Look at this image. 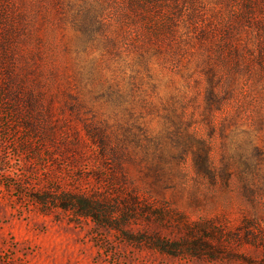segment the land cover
Instances as JSON below:
<instances>
[{"label": "rangeland", "instance_id": "rangeland-1", "mask_svg": "<svg viewBox=\"0 0 264 264\" xmlns=\"http://www.w3.org/2000/svg\"><path fill=\"white\" fill-rule=\"evenodd\" d=\"M124 2L0 0L3 66L26 88L40 80L49 103L36 112L51 109L47 123L48 116H30L29 105L20 101L16 118L9 113L14 99L4 100L0 90V264H264L262 76L238 71L224 94L229 68L211 58L225 98L218 110L207 111L206 54L185 37L179 41L180 30L150 59L147 73L133 75L136 51L128 44L139 38L120 18ZM94 9L101 11L102 29L77 49L72 18L76 11L89 17ZM130 75L137 78L131 91ZM32 124H50L59 142L83 137L85 160L68 171L57 151L31 146L37 154L32 159V149H19L34 144ZM85 126L100 129L112 143L128 144L124 192H136L141 204L131 206L136 213H128L126 226H120L127 219L122 213L115 229L32 200L37 190L56 185L54 169L66 185L93 174L98 162ZM196 138L210 150L207 175L197 171L188 151L197 150ZM84 185L101 191L94 179ZM124 234L174 241L181 249L167 254ZM195 240L210 249L191 255Z\"/></svg>", "mask_w": 264, "mask_h": 264}, {"label": "trees", "instance_id": "trees-1", "mask_svg": "<svg viewBox=\"0 0 264 264\" xmlns=\"http://www.w3.org/2000/svg\"><path fill=\"white\" fill-rule=\"evenodd\" d=\"M92 12L93 14L87 17L85 12L76 11L75 17L72 18V27L78 35L77 49L84 50L85 46L87 47L85 41L90 40L94 32L102 29L104 19L100 9H94ZM120 18L139 38L128 44L136 51L133 55V75L141 70L147 73L150 59L168 48L178 30L181 32L180 37L178 36L179 41L185 37L192 44L196 43L203 47L207 67L205 92L207 111L218 110L225 98L218 91L222 82L215 66L210 63L211 58L220 59L229 68L231 77L225 84L224 94H229L230 86L234 82V74L238 71L248 75H261L264 81V0H125ZM138 24L139 27H136ZM130 30L127 29L129 35ZM2 40L0 36V42ZM109 41L111 40L105 43L110 45ZM112 46L115 47L114 42ZM4 49L3 47L0 49V55L5 52ZM3 63V58L0 57L2 86L0 90L3 91L4 100L14 99L15 103L9 113L19 118L22 115L19 105L25 103L30 107V116L38 112L43 113L45 117L48 116L46 121L49 123L51 109H44V112L42 110L36 112L35 109L36 106L42 107L47 101L45 91L41 88V81L33 80L32 85L26 88L25 81L18 75L12 74ZM133 75H130V91L134 86L136 87L137 82L136 76ZM29 131L35 134L30 139L34 140V144L32 145L31 142L22 144L19 149L23 152L32 149L31 146L36 147V150L43 147L50 148L57 151L55 154L62 162L67 163L68 171L77 169V163L86 158L83 150L84 138L77 134L72 143H67L58 141L56 131L50 124L44 127L32 124ZM84 131L94 149V160L98 162L91 170L93 174H89L87 178L97 181L101 191L97 193L91 189V186L84 185L87 181L85 177L73 185H66L56 177L57 170L54 169L52 181L56 185L37 190L32 200L45 206L53 205L81 217L91 218L95 222H103L115 229L119 226L113 221L122 213L120 216H127V219L122 221L120 226L123 222L126 226L130 219L128 213H136V209H131V206L140 203L136 192L132 194L124 192V186L130 180L125 166L129 154L128 144L121 140L112 143L100 129L85 126ZM196 142L197 150L188 151L193 155L197 171L207 175L210 171L208 160L210 150L208 144L202 140L196 138ZM33 149L29 151L32 159L37 155ZM45 157L53 163L52 154L48 153ZM65 175L70 176L64 173ZM143 212H149V208L146 206ZM195 233L196 231L191 233L192 237H195ZM124 235L129 241L151 243V246L167 254L175 255L181 249V246L174 241L151 242L146 237L131 238L129 234ZM191 248L193 249L191 255L194 256H200L201 252L210 249L199 244L198 240L191 244Z\"/></svg>", "mask_w": 264, "mask_h": 264}]
</instances>
